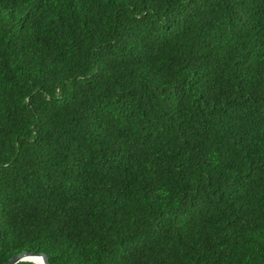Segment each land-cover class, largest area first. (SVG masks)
<instances>
[{"label": "trees", "instance_id": "obj_1", "mask_svg": "<svg viewBox=\"0 0 264 264\" xmlns=\"http://www.w3.org/2000/svg\"><path fill=\"white\" fill-rule=\"evenodd\" d=\"M24 250L264 264V0H0V264Z\"/></svg>", "mask_w": 264, "mask_h": 264}, {"label": "water", "instance_id": "obj_2", "mask_svg": "<svg viewBox=\"0 0 264 264\" xmlns=\"http://www.w3.org/2000/svg\"><path fill=\"white\" fill-rule=\"evenodd\" d=\"M34 257L39 258V262L33 260ZM20 261H31L35 264H51L48 256L44 252H35V251H21L12 257H10L7 261L2 264H16Z\"/></svg>", "mask_w": 264, "mask_h": 264}, {"label": "bare ground", "instance_id": "obj_3", "mask_svg": "<svg viewBox=\"0 0 264 264\" xmlns=\"http://www.w3.org/2000/svg\"><path fill=\"white\" fill-rule=\"evenodd\" d=\"M33 260H35V261H37V262L40 261L39 258H37V257H34Z\"/></svg>", "mask_w": 264, "mask_h": 264}]
</instances>
